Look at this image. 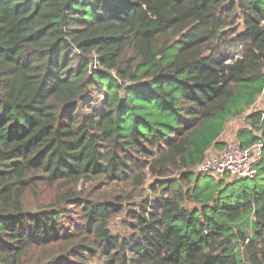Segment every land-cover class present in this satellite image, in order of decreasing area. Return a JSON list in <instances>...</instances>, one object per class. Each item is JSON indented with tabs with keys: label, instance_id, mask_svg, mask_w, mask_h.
<instances>
[{
	"label": "trees",
	"instance_id": "1",
	"mask_svg": "<svg viewBox=\"0 0 264 264\" xmlns=\"http://www.w3.org/2000/svg\"><path fill=\"white\" fill-rule=\"evenodd\" d=\"M263 89L264 0H0V264H264ZM241 117L262 182L196 172Z\"/></svg>",
	"mask_w": 264,
	"mask_h": 264
},
{
	"label": "rangeland",
	"instance_id": "2",
	"mask_svg": "<svg viewBox=\"0 0 264 264\" xmlns=\"http://www.w3.org/2000/svg\"><path fill=\"white\" fill-rule=\"evenodd\" d=\"M259 104L261 107L264 106V96L261 98ZM243 127H247L245 123V119L243 117L233 121L228 126L227 130L225 131L227 135L224 133L225 134L224 145H223L224 148L212 149V151H208V155H213L216 152L225 149L230 142L237 139V132L240 128H243ZM222 136L220 137V140H222L221 139ZM195 171L200 172L198 170V167L195 169ZM203 175L211 176V177H214L215 179L224 178L225 181H228V182L238 179L228 174L227 175L225 174L224 176H220L218 174H213V173H204ZM174 176H179V174H172L171 177H174ZM263 176H264V172L261 174L260 178ZM260 178H258L257 180H252L250 179V177H247L246 180H241L238 182V184H244L249 187H252L255 182H258V181L262 182L263 179H260ZM135 180H136L135 178H132L127 181H118V182H111V184H103L102 189L105 188V190H108V191H118V192H121L122 194L130 195L131 196V200H130L131 208L139 209V205L145 203L146 199L151 200L159 196L160 187L158 185L161 183L162 180L149 178L148 174L146 178L144 179V182L142 185H135L133 183ZM150 184H156V186H158L156 191L150 188ZM189 206L191 207L193 206V204H189ZM126 210L127 209H125L122 213L116 215V217L113 219L111 223L112 231L114 233H119L122 236H125V235L128 236L130 233H132L131 228L126 224V222H124V220L125 221L130 220V217L126 215ZM235 244L237 246V243ZM94 263L104 264V257L100 259L99 257L96 256L94 258Z\"/></svg>",
	"mask_w": 264,
	"mask_h": 264
},
{
	"label": "built area",
	"instance_id": "3",
	"mask_svg": "<svg viewBox=\"0 0 264 264\" xmlns=\"http://www.w3.org/2000/svg\"><path fill=\"white\" fill-rule=\"evenodd\" d=\"M263 96L264 89L253 106V110L264 108L259 104ZM262 117H264V114H262ZM261 149V143L244 147L237 138L230 142L225 149L213 155L207 154L204 161L198 166V170L202 173H213L220 176L228 174L234 178L253 177L257 172L256 166L260 160Z\"/></svg>",
	"mask_w": 264,
	"mask_h": 264
},
{
	"label": "crops",
	"instance_id": "4",
	"mask_svg": "<svg viewBox=\"0 0 264 264\" xmlns=\"http://www.w3.org/2000/svg\"><path fill=\"white\" fill-rule=\"evenodd\" d=\"M225 134L227 135V133H225ZM225 134L221 138L223 142H224V139H225L224 138ZM222 148H224V147L223 146L222 147H212V148L209 149V151H212V149H222Z\"/></svg>",
	"mask_w": 264,
	"mask_h": 264
},
{
	"label": "water",
	"instance_id": "5",
	"mask_svg": "<svg viewBox=\"0 0 264 264\" xmlns=\"http://www.w3.org/2000/svg\"><path fill=\"white\" fill-rule=\"evenodd\" d=\"M228 248L230 249L234 248V244H231L230 246H228Z\"/></svg>",
	"mask_w": 264,
	"mask_h": 264
}]
</instances>
